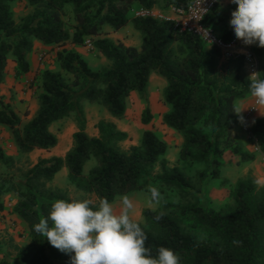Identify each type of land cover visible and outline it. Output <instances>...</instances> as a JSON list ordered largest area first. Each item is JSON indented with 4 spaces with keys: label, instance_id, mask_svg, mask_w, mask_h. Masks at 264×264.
<instances>
[{
    "label": "trees",
    "instance_id": "1",
    "mask_svg": "<svg viewBox=\"0 0 264 264\" xmlns=\"http://www.w3.org/2000/svg\"><path fill=\"white\" fill-rule=\"evenodd\" d=\"M25 2L32 8L17 22L12 6ZM192 0H0V86L7 75L10 60L16 64L15 78L31 70L28 61L34 41L47 47L64 48L57 53L60 70L42 74L39 109L21 128L20 116L9 104L0 101V125L13 134L22 153L50 151L58 145L51 131L54 124L73 117L78 131L74 146L62 157L40 159L22 178L0 185L2 196L13 187L19 194L15 213L29 226L30 242L17 255L5 257L0 264H71V256L53 247L33 225L46 217L55 200H71L64 192L47 187L64 168L71 184L94 194L98 201L118 198L146 190L148 176L161 165L156 178L167 188L190 199L181 205L167 203L163 211L146 209L144 222H138L148 236L146 246L153 255L160 246L171 248L180 256V264H264V185L253 176L239 180L231 189V203L218 209L205 202L208 183L219 180L227 151L241 162L255 161L244 149L238 135L237 103L251 96L249 77L244 74L243 59L224 61L217 47L206 45L190 33L173 30V21L151 16L132 18L135 7L186 9ZM71 8L74 25L64 20ZM222 11L220 4L205 19L225 41L234 35L230 27L237 7ZM132 24L142 35L140 48L99 38L105 26L119 32ZM86 38H98L95 49L110 63L99 69L90 66L72 44L83 46ZM261 61L264 79V48L253 47ZM228 67V68H227ZM152 75L167 82L163 102L170 111L163 124L183 136L180 160L203 164L196 181L179 167H170L165 156L167 143L152 131H145L139 146L123 151L120 144L129 139L111 122L98 124L99 136L86 133L84 102L101 104L111 117L123 119L127 100L137 93L147 108L142 123L149 125V83ZM236 111V112H235ZM252 141L264 155V119L251 127ZM95 159L96 166L85 175V165ZM13 158L0 148V164L12 166ZM162 213L159 221L155 216ZM74 255V253H73Z\"/></svg>",
    "mask_w": 264,
    "mask_h": 264
},
{
    "label": "rangeland",
    "instance_id": "2",
    "mask_svg": "<svg viewBox=\"0 0 264 264\" xmlns=\"http://www.w3.org/2000/svg\"><path fill=\"white\" fill-rule=\"evenodd\" d=\"M230 6L227 7V10L233 9L230 8ZM12 9L14 18L17 22H19L21 18L26 16L32 10V8L25 2L14 3ZM140 9L141 8L139 7L133 8L131 11V17L136 18V12ZM221 10L224 11L223 9ZM66 12L67 14L64 17V20L68 25H74V16L71 12L70 6L66 8ZM125 31H128V33L122 35L118 32L113 34L114 32L112 31L106 32L104 30V34L99 38L106 39L108 35L113 34L115 41H125L133 44L137 48H140L142 45L141 33L136 31L132 24L128 25ZM96 39L98 38H86L85 44L80 47L84 48L82 51L93 60V63H91L92 65L90 66L95 69H99L109 65L110 62L106 58L105 62L101 58L104 57L101 53L100 54L102 56L100 54L98 55L99 52L95 49L94 44ZM89 42L91 46H89ZM253 47L254 45L247 46V48L254 55L252 59H248L246 57H242L240 59H243L244 74L246 76L250 78L254 72H256L259 73L258 77L260 78L261 61L255 55ZM63 49L64 48L58 46H51L45 50L39 49L36 52L35 60L31 61L28 58L30 61L29 63H32V69L28 74L21 78H15L16 66L13 69L15 63L12 60L9 61L7 67L8 74L5 77L4 83L0 86V101L9 104L11 108L20 116L21 128H23V126L34 117L39 109L38 98L42 92V74L44 71L60 70L57 53ZM162 81L163 79L160 76H152L148 90L150 110L152 112L154 109L158 111L160 115L163 113V106L165 104L162 105V100H157L158 98L162 99L166 89L164 88ZM163 82L167 84L165 80ZM251 105L249 107H251ZM83 106L87 119L86 133L91 137L99 136L98 124L102 121L111 122L115 124L120 131L126 132L129 135V139L120 144V148L123 151H128L132 146H139L143 133L151 124L144 125L142 123V118L147 106L137 93H133L127 100L126 115L120 120L111 117L106 108L101 104L84 102ZM244 115L239 114V123L237 128L239 139L242 141L244 149L247 152L260 153L259 149L252 141L251 127L256 119H264V105L260 106L254 116L249 132H245L242 127ZM51 131L58 138V145L54 149L50 151L35 150L31 153H22L15 144L14 134L7 127L0 125V148L4 151V153H6V155L12 157L14 160L12 166H4L3 164H0V185L7 183L5 184L7 188L9 185L17 183L22 178L23 174L37 164L40 159L51 157L64 158L68 152L72 150L74 146L73 135L78 131V126L73 117H67L54 124ZM159 132H161V134L159 133L158 136L168 145V151L165 156L168 161V165L170 167L176 166L181 168L189 176L194 178L195 182L197 172L203 170L205 166L203 164H190L189 162L180 160V152L184 146L183 136L181 134L171 132L166 128H164L163 131L159 129ZM261 155V161L255 168H253V164L256 163L241 162L240 157L235 155L233 152L228 154L226 160L223 156L222 161L225 166L221 170L220 179L211 181L206 186L204 198L207 205L218 209L230 204L231 189L242 178L254 175L253 177L256 178L257 183L260 186L264 185V155ZM96 164L97 161L95 159L89 161L84 168L85 175H88L90 170H92ZM161 173V165L156 166L154 171L150 174V176H148L149 178L146 190L137 191L128 195L135 204L133 219L136 222H144L143 211L146 209L163 211L164 206L167 203L181 205L186 202L188 198L190 199V196L181 194L177 190L167 188L161 182L157 181L156 178ZM47 187L50 189L61 190L71 200L89 199L95 204H99V201L94 194L80 190L70 183L68 170L66 168L59 172L54 180L47 185ZM152 187L157 188L161 194L158 203L152 202L151 200L150 188ZM120 200L121 198H118L114 202V207L117 211H119L121 207ZM18 201L19 194L13 187L6 191L2 196L4 211L0 212V260H3L5 257L13 259L17 255L18 250L21 247L28 245L30 242L28 224L20 220L15 213V206Z\"/></svg>",
    "mask_w": 264,
    "mask_h": 264
},
{
    "label": "clouds",
    "instance_id": "3",
    "mask_svg": "<svg viewBox=\"0 0 264 264\" xmlns=\"http://www.w3.org/2000/svg\"><path fill=\"white\" fill-rule=\"evenodd\" d=\"M231 2L237 7L230 21L235 37L247 46L264 48V0ZM258 74L249 78V87L257 104L264 105V79ZM150 193L152 202L158 203L159 190L152 187ZM120 205L117 211L107 198L99 204L89 199H58L33 230L69 254L71 264H180L179 254L171 248L160 246L153 255L152 248L146 246L148 236L133 219L135 204L127 194ZM161 218L162 213L155 216L156 221Z\"/></svg>",
    "mask_w": 264,
    "mask_h": 264
},
{
    "label": "built area",
    "instance_id": "4",
    "mask_svg": "<svg viewBox=\"0 0 264 264\" xmlns=\"http://www.w3.org/2000/svg\"><path fill=\"white\" fill-rule=\"evenodd\" d=\"M222 0H192L186 9L173 7L177 18L173 21V30L180 33H190L200 38L206 45L217 47L222 55V60L230 61L237 60L242 57L252 59L254 55L247 46L233 35L230 41H225L212 28L205 25L206 17L211 14L215 7ZM138 17H153L151 10L140 9L136 12ZM91 46L90 42L88 43ZM256 73V72H254ZM260 106L254 98L253 105L249 108L243 117L242 127L245 132H249L252 125V120L256 115Z\"/></svg>",
    "mask_w": 264,
    "mask_h": 264
},
{
    "label": "crops",
    "instance_id": "5",
    "mask_svg": "<svg viewBox=\"0 0 264 264\" xmlns=\"http://www.w3.org/2000/svg\"><path fill=\"white\" fill-rule=\"evenodd\" d=\"M230 5H233L232 4V2H231V0H222L221 1V3H220V6H221V8L223 9V10H226L227 9V7H229ZM151 12H152V14H153V17L154 18H160V19H164V20H169V21H174L176 18H177V16H176V13H174V11H173V7H169V8H167V9H161V8H159V7H155V8H153L152 10H151ZM130 25V24H129ZM125 29L126 28H124V29H122V30H120L118 33L119 34H122V35H125L126 33H128V31H125ZM104 30L106 31V32H110V31H112L113 32V30L111 29V27H109V26H105V28H104ZM116 32H114L113 34H115ZM113 34H111V35H108L107 37H106V39H109V40H112V41H114L115 43H123V44H125V45H127V46H134L133 44H130V43H128V42H125V41H121V42H119V41H115L114 40V35ZM67 48H69V49H73V50H75V51H77L78 53H80L86 60H87V62L90 64V65H92L91 63H93V60L91 59V58H89L83 51H82V49H84V48H82V47H80V46H75V45H68V46H66ZM134 47H136V46H134ZM48 47L47 46H45V45H43L40 41H38V40H35L34 41V48H33V51L29 54V56H28V58H29V60H31V61H33V60H35V58H36V52L40 49V50H45V49H47ZM137 48V47H136ZM100 53H98V55H99ZM101 55V54H100ZM102 56V55H101ZM105 62H106V59H105V57H101ZM28 60V61H29ZM30 62V61H29ZM30 64V68L32 69V63H29ZM15 66H16V64H14V66H13V69L15 68ZM7 74H8V72H7ZM152 76H154V75H152ZM151 76V77H152ZM156 76V75H155ZM163 79V78H162ZM163 81H164V79H163ZM162 81V83H163V86H164V88H166L167 87V84H165L164 82ZM159 100H162V102H161V104L163 105L164 104V102H163V97H162V99H160V98H158V100L157 101H159ZM159 103V102H158ZM253 103H254V97L253 96H251V97H247L246 99H243V100H240L239 102H238V104H237V106H238V111L240 112V111H242L240 114L241 115H244V113L246 112V111H248L249 110V106L252 104L253 105ZM251 105V106H252ZM170 111V107L169 106H167V105H164L163 106V113L160 115V113L158 112V111H156V110H152V112H151V114H152V116H153V119H152V122H151V124L149 125V128H147V130L146 131H152V132H154L155 134H161V132H159V129L161 130V131H163L164 130V128H166L167 130H170L171 132H175L173 129H171V128H169L167 125H165V124H163V117H164V115L166 114V113H168ZM162 127V128H161ZM94 137H96V136H94ZM231 151H227L225 154H224V158H225V160H226V158H227V156H228V154H231L230 153ZM251 154H254V156H255V161H253V162H251V163H256V164H253V168H255L256 166H258V164L260 163V161H261V158H262V155H261V153H253V152H250ZM255 174V173H254ZM254 176V175H253ZM256 179V178H255ZM120 198H122V197H120Z\"/></svg>",
    "mask_w": 264,
    "mask_h": 264
}]
</instances>
